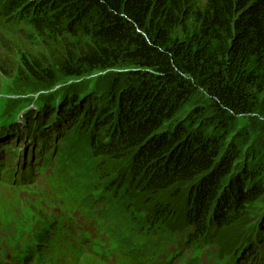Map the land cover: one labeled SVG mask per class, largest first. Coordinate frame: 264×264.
<instances>
[{
	"label": "trees",
	"instance_id": "16d2710c",
	"mask_svg": "<svg viewBox=\"0 0 264 264\" xmlns=\"http://www.w3.org/2000/svg\"><path fill=\"white\" fill-rule=\"evenodd\" d=\"M12 6L15 30L36 31L62 64L57 79L114 71L124 63L158 73L152 77L167 83L168 95L154 94V81L143 72L131 80L120 73L112 85L118 93L112 107L105 104L111 88L97 84L78 104V113L73 100L62 114L92 128L96 155L129 158L138 189L188 188L183 189L187 215L199 235L213 224L249 223L259 230L253 238L262 253L245 247L253 262L264 264V141L238 131L241 147L233 145L230 129L232 120L244 115L264 125V0H12ZM20 65L35 80L54 77L41 57ZM197 87L211 100H191ZM185 106L197 118L194 127L186 126L189 115L171 122ZM203 124L209 130L199 136L196 129ZM223 144L229 145L227 152L219 151ZM236 149L238 155H232Z\"/></svg>",
	"mask_w": 264,
	"mask_h": 264
},
{
	"label": "rangeland",
	"instance_id": "374dc122",
	"mask_svg": "<svg viewBox=\"0 0 264 264\" xmlns=\"http://www.w3.org/2000/svg\"><path fill=\"white\" fill-rule=\"evenodd\" d=\"M97 17L98 13H95L93 18ZM24 32H0V141L10 138L7 141L13 142L9 131L2 134L4 127L16 126L17 123L21 129L36 126L44 112L52 111L57 115L47 130L53 131L57 127L58 134L62 136H59L58 143L67 144L68 141L73 147H63L61 144L62 158H53L49 165L42 167L26 183L12 181L0 174V264H112L107 252L97 250L95 240L106 223V212L110 210L111 202L115 201L116 207L122 206L127 194L139 191L134 182L131 183L128 170L130 159L125 157L112 160L106 167V177L99 182L94 176L93 163L81 157L79 148L77 152L74 151L77 136L81 135L82 140L90 143L92 133L89 129L74 127L67 130L66 134H60L68 120L66 113L64 116L62 114L63 108L70 106L67 102H73L77 94L81 96L77 102L84 100L85 94L90 93V86L97 84L99 88L101 84L111 88L106 91L105 104L112 107V97L118 96L112 85L114 78L120 79V73L123 79L131 80L132 76L141 79L139 72H143L148 76L147 80L154 81V94L164 90L168 95L171 89L166 87L164 80H154L153 75L159 76L154 70L145 73V69L135 63L121 64L114 71H97L93 75L76 76L65 81L57 79L56 72L63 66L53 57V50L41 43L36 31L25 28ZM38 57L49 61L54 76L49 82L35 80L20 65L22 63L25 66L26 61L31 63ZM195 92L191 100H211L205 89L197 87ZM162 108L166 110L164 106ZM187 110L186 106L182 107L171 122L180 116L189 115ZM188 117L186 126L194 127L197 118L192 114ZM218 123L215 121L214 125ZM231 128L233 145L240 146L236 140L238 131H249V139L264 141V125L253 115L237 117L232 120ZM207 130L209 126L203 124L201 130L197 127L196 132L201 136ZM14 145H1L0 148L14 151ZM228 147L225 144L219 151L227 152ZM3 152L7 153L6 150ZM237 152V149L234 150L232 155H238ZM76 154L81 162L82 174L76 165ZM9 157L7 155V159ZM116 166L120 168L114 170ZM122 179L126 182L117 188ZM183 189L158 193L143 190L137 192L132 198L130 210L134 212L151 201V215L153 218L156 216V221L150 224L152 229L147 228L146 231H149L146 235L133 233L132 239L152 241L173 238L183 243L186 260L196 257L202 264H247L250 258L246 254L245 245L256 249L260 247L257 239L253 238L260 235L259 230L252 228L249 223L227 227L213 224L204 235H199L188 218V195ZM42 245L44 247L41 251ZM256 251L258 255L262 253L261 248Z\"/></svg>",
	"mask_w": 264,
	"mask_h": 264
},
{
	"label": "bare ground",
	"instance_id": "6f19581e",
	"mask_svg": "<svg viewBox=\"0 0 264 264\" xmlns=\"http://www.w3.org/2000/svg\"><path fill=\"white\" fill-rule=\"evenodd\" d=\"M195 225V224H194Z\"/></svg>",
	"mask_w": 264,
	"mask_h": 264
}]
</instances>
